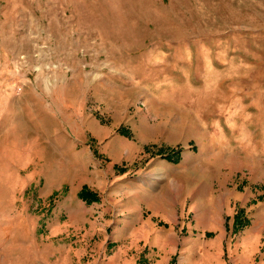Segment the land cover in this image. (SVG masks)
I'll return each instance as SVG.
<instances>
[{"label": "rangeland", "instance_id": "obj_1", "mask_svg": "<svg viewBox=\"0 0 264 264\" xmlns=\"http://www.w3.org/2000/svg\"><path fill=\"white\" fill-rule=\"evenodd\" d=\"M0 264H264V0H0Z\"/></svg>", "mask_w": 264, "mask_h": 264}, {"label": "crops", "instance_id": "obj_2", "mask_svg": "<svg viewBox=\"0 0 264 264\" xmlns=\"http://www.w3.org/2000/svg\"><path fill=\"white\" fill-rule=\"evenodd\" d=\"M76 196H77V194H75ZM78 197H79V195H78ZM77 197V198H78ZM69 198H70V200L72 201V200H76L75 198H74V196H72V195H70L69 196ZM80 201H78V200H76L77 202H78V204H80L82 201H86L87 202V200L84 198V197H80V198H78ZM103 229H105V230H107V227H102ZM115 239V238H114ZM114 239H109L108 237H106L103 241H101V246H108V245H111L112 243V241L114 240ZM116 255V254H115ZM114 255V256H115ZM114 256L112 257H110V259H109V261L112 259V258H114ZM102 259V258H101ZM104 260V259H103ZM110 262H112V261H110Z\"/></svg>", "mask_w": 264, "mask_h": 264}, {"label": "trees", "instance_id": "obj_3", "mask_svg": "<svg viewBox=\"0 0 264 264\" xmlns=\"http://www.w3.org/2000/svg\"><path fill=\"white\" fill-rule=\"evenodd\" d=\"M172 157L175 160H178L179 159L178 155L177 156H172ZM85 193H87V192H83L82 194L85 195L88 198L87 194H85Z\"/></svg>", "mask_w": 264, "mask_h": 264}]
</instances>
